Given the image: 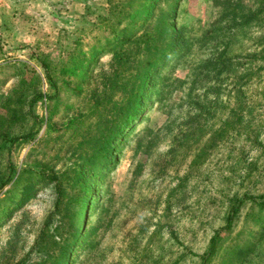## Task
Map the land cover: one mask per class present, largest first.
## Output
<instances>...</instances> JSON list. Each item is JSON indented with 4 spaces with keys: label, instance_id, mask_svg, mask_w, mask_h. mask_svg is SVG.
<instances>
[{
    "label": "rangeland",
    "instance_id": "rangeland-1",
    "mask_svg": "<svg viewBox=\"0 0 264 264\" xmlns=\"http://www.w3.org/2000/svg\"><path fill=\"white\" fill-rule=\"evenodd\" d=\"M62 254L264 264V0H0V264Z\"/></svg>",
    "mask_w": 264,
    "mask_h": 264
},
{
    "label": "trees",
    "instance_id": "trees-1",
    "mask_svg": "<svg viewBox=\"0 0 264 264\" xmlns=\"http://www.w3.org/2000/svg\"><path fill=\"white\" fill-rule=\"evenodd\" d=\"M119 15H121V16H119L118 17V22H119V20H121L120 18H122V17H125L126 16V13L128 14V12H126V13H124L122 10H120L119 12ZM172 36L173 37H177L176 36V32H172ZM163 55V54H162ZM159 60H160V58H159ZM151 68L150 69H148L147 70V75H149L151 72H152V69H153V64L150 66ZM138 107H139V105H138V100H137V98H135L134 100H133V102H132V105L130 104V106L129 107H127L125 110H124V112H123V119H122V122H124L122 125H125V124H128L127 123V121L130 119V120H132V118H134V117H136L137 116V114H138ZM115 138H116V136H113V138L111 139H106V150L108 149V148H110V145L115 141ZM109 155L108 154H105V156H104V160H103V162L101 163V165L104 167L105 165H106V162H107V160H108V157ZM85 186V185H84ZM58 191H59V189H58ZM82 191L85 193V195L86 196H88V194H89V192H90V186L89 185H87V186H85V187H83L82 186ZM233 211L234 210H236L234 207H233V209H232ZM81 212L80 211H78L77 212V214H80ZM64 217H66V218H68V219H70V214L68 215V214H65L64 215ZM72 227H73V223H71L70 224V228L72 229ZM213 241L215 240L214 238L212 239ZM212 249H213V243H212V245L210 246V249H209V251H208V253H211L212 252ZM67 250V249H66ZM65 250V251H66ZM65 259H64V255L62 254V255H60V256H57L55 259H54V261L52 262V264H65Z\"/></svg>",
    "mask_w": 264,
    "mask_h": 264
}]
</instances>
